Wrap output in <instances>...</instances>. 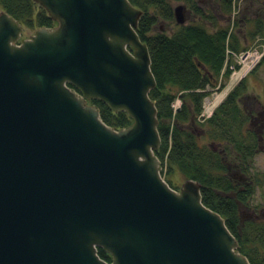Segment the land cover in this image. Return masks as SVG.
Wrapping results in <instances>:
<instances>
[{
  "label": "water",
  "instance_id": "obj_1",
  "mask_svg": "<svg viewBox=\"0 0 264 264\" xmlns=\"http://www.w3.org/2000/svg\"><path fill=\"white\" fill-rule=\"evenodd\" d=\"M33 1L55 24L19 42L24 25L0 10V264H251L201 183L161 173L143 11ZM93 99L131 122L108 126Z\"/></svg>",
  "mask_w": 264,
  "mask_h": 264
},
{
  "label": "trees",
  "instance_id": "obj_2",
  "mask_svg": "<svg viewBox=\"0 0 264 264\" xmlns=\"http://www.w3.org/2000/svg\"><path fill=\"white\" fill-rule=\"evenodd\" d=\"M129 1L143 11L136 31L148 46L150 68L156 81L149 96L157 109L160 145L155 154L160 160L162 175L171 187L169 175L174 170L185 179L199 181L202 202L224 218L238 242V250L251 264H264V208L243 216L241 208L248 207L254 193L253 181L233 179L228 166L231 158L235 167L245 173L255 153L264 151L262 133L260 145L256 131L245 128L256 112L251 109L248 113L249 108L243 105L244 111L239 104L249 96L244 95V80L227 93L209 118L203 122L197 119L210 89L223 86L229 77L227 49L238 52L244 49L243 38L264 37V0H255L257 8L252 16L249 10L243 9L238 18L240 8L233 21L232 0H220V14L227 16V23H221L216 13L204 10L196 0H179L188 3L201 21L176 23L170 33L166 28L151 31L159 20H175L172 0ZM0 7L28 28L55 24L33 0H0ZM176 98L180 99V105L174 109L172 104ZM253 102H258L256 97ZM90 103L98 108L102 121L112 128L131 122L124 111L115 112L98 99ZM202 137L211 140V145L201 142ZM97 253L105 261H111L102 248L98 247Z\"/></svg>",
  "mask_w": 264,
  "mask_h": 264
},
{
  "label": "rangeland",
  "instance_id": "obj_3",
  "mask_svg": "<svg viewBox=\"0 0 264 264\" xmlns=\"http://www.w3.org/2000/svg\"><path fill=\"white\" fill-rule=\"evenodd\" d=\"M171 3H172L173 9L175 6L179 4L184 7V15H185L184 23L201 21L199 16L196 15L192 11L188 3L184 1H179V0H172ZM196 3L199 6H201L204 10L216 13L219 16V21L221 23H227V16L221 17V14H220V10H219L220 0H196ZM238 4H239V7L242 8L240 11V14L238 15V18L242 16L243 9L249 10L250 16L254 15L253 10L257 8V6H255V0H232V12L233 10L237 9ZM242 4H243V7H242ZM0 10H1V7H0ZM175 24H176L175 20H173V22H165V21L159 20V22L153 27L151 33L157 32L161 28H166V31L170 33L171 29L175 27ZM34 30L35 28H28L24 26L18 42L21 39L29 38L33 34ZM242 43L244 45V48L255 46V45L260 46L261 44H262L261 46H263L264 37L258 35L254 38H248V39L243 38ZM229 60L233 61V58L229 56ZM227 80L225 81L226 84L228 83ZM241 80H244V84H245L246 90H245L244 95L247 94L249 96L248 98H243L244 100L242 99L241 103L239 102L240 106L243 108L242 103L245 104L247 101L248 105H250V107L247 105V108H251V106L254 108L253 97H256L257 101L260 102L262 105H264V55L262 56L258 65L250 73H248L246 77H244ZM241 80H239L236 84H233V82L231 84L229 83V88H228L229 91L233 89L235 85H237ZM222 87L224 86H221L220 88ZM261 104L260 106H262ZM246 110L247 112L249 111V109H246ZM255 112L257 111L255 110ZM259 124L261 125L260 121H258L257 125L246 122L245 128L247 130L252 129L256 131V128L258 126L256 133L259 135V140H260L259 144L261 145L263 142H261L262 140L260 138L261 133L260 131H258ZM263 128H264V125H263ZM262 135L264 137V132H262ZM201 142L211 145V140H207L206 137H202ZM230 159H228V166L230 167V175L233 177V179L238 180V181L239 180L244 181V180L251 179V181H253L252 183L254 185V193L249 198L248 207L241 208V212L243 216L247 217L251 213L255 211L258 212L259 210L264 208V151H257L255 153V155L251 158V163L249 166L250 168L245 173L240 172L238 168L235 167L234 161ZM169 178H170L171 185L177 189L181 186L182 182L185 180V177L177 170H174V172L169 175Z\"/></svg>",
  "mask_w": 264,
  "mask_h": 264
},
{
  "label": "built area",
  "instance_id": "obj_4",
  "mask_svg": "<svg viewBox=\"0 0 264 264\" xmlns=\"http://www.w3.org/2000/svg\"><path fill=\"white\" fill-rule=\"evenodd\" d=\"M240 7L236 10H233L231 13V19L233 20L235 15L239 12ZM262 45V44H261ZM255 45L250 46L245 49H242L238 52L231 51L227 49V53L233 58V61L228 62V68L231 70L228 78V83L224 84L222 88L220 85H216L215 87L210 89V96L207 95L204 97L202 110L198 115V120L200 122L205 121L209 118L214 109L223 101L229 92V83L236 84L239 80L243 79L250 73L260 62L262 56L264 55V45L263 46ZM209 96V97H208ZM180 104V100L177 98L172 106L176 109Z\"/></svg>",
  "mask_w": 264,
  "mask_h": 264
},
{
  "label": "crops",
  "instance_id": "obj_5",
  "mask_svg": "<svg viewBox=\"0 0 264 264\" xmlns=\"http://www.w3.org/2000/svg\"><path fill=\"white\" fill-rule=\"evenodd\" d=\"M243 104V103H242ZM260 102H257L256 104H254L255 105V108L253 109L254 111L256 110V111H259V110H261V111H264V105H262V106H260ZM244 105V108H246V105L245 104H243ZM252 108V107H251ZM258 121H260V123H261V125L259 124V130L258 131H260V133H262V132H264V128H263V125H264V115L262 116V117H259L258 115H257V112H256V114L253 116V117H251V119H250V123H252V124H254V125H257V123H258ZM257 129H258V126H257V128H256V131H257ZM261 135V134H260ZM260 138H262L261 136H260Z\"/></svg>",
  "mask_w": 264,
  "mask_h": 264
},
{
  "label": "flooded vegetation",
  "instance_id": "obj_6",
  "mask_svg": "<svg viewBox=\"0 0 264 264\" xmlns=\"http://www.w3.org/2000/svg\"><path fill=\"white\" fill-rule=\"evenodd\" d=\"M245 105H246V108H247V104L245 103ZM252 107V106H251ZM254 108H255V105H254ZM253 107L252 108H249V111H251V109H254ZM257 113H258V116L259 117H262L263 115H264V111H261V110H259V111H257ZM176 190H178L177 188H175Z\"/></svg>",
  "mask_w": 264,
  "mask_h": 264
}]
</instances>
